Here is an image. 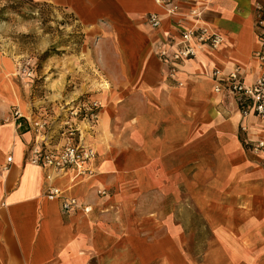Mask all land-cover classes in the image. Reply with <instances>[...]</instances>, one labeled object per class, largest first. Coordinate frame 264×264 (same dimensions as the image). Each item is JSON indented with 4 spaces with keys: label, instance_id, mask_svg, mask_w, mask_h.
<instances>
[{
    "label": "crops",
    "instance_id": "obj_1",
    "mask_svg": "<svg viewBox=\"0 0 264 264\" xmlns=\"http://www.w3.org/2000/svg\"><path fill=\"white\" fill-rule=\"evenodd\" d=\"M31 1L74 16L85 42L77 76L103 77L100 86L76 82L71 98L90 94L101 104L95 129L81 135L97 159L90 177L28 162L35 133L13 115L28 101L16 58L0 49V264H197L181 254L172 219L143 213L147 196L165 201L181 186L211 235L201 264H264V150L241 143L264 141V121L243 120L232 96L214 92L212 77L238 68L250 85L264 71V0H177L173 17L164 16L163 0ZM149 14L160 16L159 29ZM194 29L222 43L170 78L157 47ZM57 130L46 142L56 148ZM51 186L91 211L61 212V199L46 197Z\"/></svg>",
    "mask_w": 264,
    "mask_h": 264
},
{
    "label": "rangeland",
    "instance_id": "obj_2",
    "mask_svg": "<svg viewBox=\"0 0 264 264\" xmlns=\"http://www.w3.org/2000/svg\"><path fill=\"white\" fill-rule=\"evenodd\" d=\"M84 43L74 16L63 9L31 0L0 2V49L16 58L21 92L28 101L29 116L35 120L44 113L54 118L64 104L94 99L86 94L71 100L76 82L104 84L103 77L94 70L88 74L92 78L80 80L77 76L81 71L76 56ZM143 213L172 219L181 228V254L201 264L211 235L186 187L181 186L177 194L165 201L147 196Z\"/></svg>",
    "mask_w": 264,
    "mask_h": 264
},
{
    "label": "built area",
    "instance_id": "obj_3",
    "mask_svg": "<svg viewBox=\"0 0 264 264\" xmlns=\"http://www.w3.org/2000/svg\"><path fill=\"white\" fill-rule=\"evenodd\" d=\"M162 5L164 16H178L179 5L177 0H163ZM147 22L151 29L157 30L160 27V16L149 14ZM258 26L263 29L264 22L259 21ZM261 41H264V30ZM221 43L220 35L207 29L181 31L177 40L160 43L156 50V56L167 67L169 77L173 78L178 71V66L194 60L203 48L216 50ZM258 56L264 62V52ZM212 77L215 80L214 92L219 95L232 96L237 111L243 120L251 118L264 121V71L250 85L245 84L242 80L238 68L226 76L220 75L218 71H213ZM100 110V102L95 99H88L77 101L71 105L70 103L62 105L58 108L54 118H48L44 113L35 120L31 116H22L18 110L13 111L14 117L22 118L35 133L33 144L27 153L28 162L50 171L53 175L76 171L84 177L92 176L95 172L97 152L91 144L84 141L81 135L83 131L87 134L93 132ZM55 126H58L56 136L59 137L60 143L62 142L58 148L46 143L47 140L51 139V132ZM240 130L246 133L244 125L240 126ZM247 139L243 141L249 146V150L255 153L264 150L263 140L253 143ZM7 162L10 163L11 158H8ZM47 179L50 181L51 176ZM98 195L103 196L105 192L99 191ZM46 197L61 199L60 209L63 213L78 210L84 213L91 211L90 206L79 204L73 198H60V192L52 186L48 189Z\"/></svg>",
    "mask_w": 264,
    "mask_h": 264
},
{
    "label": "bare ground",
    "instance_id": "obj_4",
    "mask_svg": "<svg viewBox=\"0 0 264 264\" xmlns=\"http://www.w3.org/2000/svg\"><path fill=\"white\" fill-rule=\"evenodd\" d=\"M19 113L23 115L24 117H29V109L26 108V104L23 102L19 101Z\"/></svg>",
    "mask_w": 264,
    "mask_h": 264
},
{
    "label": "trees",
    "instance_id": "obj_5",
    "mask_svg": "<svg viewBox=\"0 0 264 264\" xmlns=\"http://www.w3.org/2000/svg\"><path fill=\"white\" fill-rule=\"evenodd\" d=\"M241 143L243 144V146L245 147V149H248V150H249V146H248V145H246V144L244 143V141H243V140L241 141ZM246 146H247L248 148H246Z\"/></svg>",
    "mask_w": 264,
    "mask_h": 264
}]
</instances>
